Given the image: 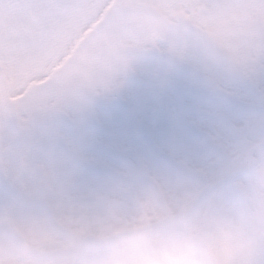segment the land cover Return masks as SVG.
Wrapping results in <instances>:
<instances>
[{"label":"snow or ice","instance_id":"snow-or-ice-1","mask_svg":"<svg viewBox=\"0 0 264 264\" xmlns=\"http://www.w3.org/2000/svg\"><path fill=\"white\" fill-rule=\"evenodd\" d=\"M166 3L195 12L194 24L208 43L142 23L121 38L131 47L158 41L168 55L114 53L100 61L86 46L65 65L75 41L106 5L0 0V77L34 59L45 60L47 69L31 75L43 81L37 88L26 92L25 83L10 93L21 97L17 121L25 129L23 142L0 99V175L6 177L0 181V209L16 203L15 172L26 149L80 192L111 183L120 170L144 167L175 180L194 169L215 181L226 175L233 155L249 145L264 147V0ZM93 7L96 14L78 23L81 10ZM82 85L102 89V100L90 99ZM53 107L66 116L62 140L41 144L34 133Z\"/></svg>","mask_w":264,"mask_h":264},{"label":"rangeland","instance_id":"rangeland-1","mask_svg":"<svg viewBox=\"0 0 264 264\" xmlns=\"http://www.w3.org/2000/svg\"><path fill=\"white\" fill-rule=\"evenodd\" d=\"M99 2L106 5L102 14L75 41L65 65L86 46L100 61L111 60L114 53L136 58L168 55L158 41L131 47L121 38L140 30L142 23L187 32L208 43L194 24L197 14L170 8L166 0ZM95 14L94 7L84 8L77 22ZM45 70L46 61L34 59L22 69L5 70L0 77L4 91L0 99L9 118L17 123L20 142L26 134L17 121L21 97L10 93L25 83L26 92L37 88L43 81L30 77ZM82 88L90 99L102 100V89ZM65 119L62 111L51 108L34 133L37 141H61L60 125ZM255 146L233 155L226 175L215 181L194 169H185L175 180L144 167L135 172L120 170L111 183L80 192L63 183L46 161L37 160L33 149H26L15 172L19 184L16 203L0 209V264H70L77 261L78 254L76 264H264V147L255 153L256 165L251 172L213 188L200 200L209 187L237 171ZM4 179L0 175V181ZM191 209L186 218L167 221ZM162 223L125 240L82 249L88 240L109 239ZM201 234L206 249L196 240Z\"/></svg>","mask_w":264,"mask_h":264},{"label":"bare ground","instance_id":"bare-ground-1","mask_svg":"<svg viewBox=\"0 0 264 264\" xmlns=\"http://www.w3.org/2000/svg\"><path fill=\"white\" fill-rule=\"evenodd\" d=\"M24 119V117H23ZM254 153L255 151H253L252 153H250L247 157V159L245 160V162L243 163L242 165V169H251L255 163V160H254ZM199 245L202 246V247H206V242H205V238L203 236V234L200 235L199 237Z\"/></svg>","mask_w":264,"mask_h":264},{"label":"water","instance_id":"water-1","mask_svg":"<svg viewBox=\"0 0 264 264\" xmlns=\"http://www.w3.org/2000/svg\"><path fill=\"white\" fill-rule=\"evenodd\" d=\"M238 174L239 173L235 174V176L238 175ZM127 236H129V235L119 236V237L115 238L114 240H118V239H121V238H124V237H127Z\"/></svg>","mask_w":264,"mask_h":264}]
</instances>
